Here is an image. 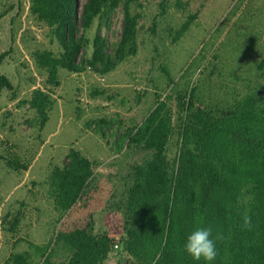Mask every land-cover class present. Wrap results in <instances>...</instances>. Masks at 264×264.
I'll list each match as a JSON object with an SVG mask.
<instances>
[{
    "label": "trees",
    "instance_id": "obj_1",
    "mask_svg": "<svg viewBox=\"0 0 264 264\" xmlns=\"http://www.w3.org/2000/svg\"><path fill=\"white\" fill-rule=\"evenodd\" d=\"M28 2L29 14L48 27L50 42L57 45L56 50L36 47L30 51L36 66L47 73L48 83L58 85L62 69L78 73L90 67L99 74H107L138 53L143 28L140 21L144 18L142 0H85L80 9L78 0ZM168 3L169 0L158 1V11L147 27L156 56L160 55V48L154 37L165 51L194 24L200 12H189L178 26L157 31L158 21L169 11ZM174 4L181 9L189 5L188 0H176ZM118 7L122 12L121 33L110 52L102 35L96 32L90 39L87 32L95 22L98 31L108 26ZM20 9L19 1L11 3L0 12V18L13 10L12 21ZM89 43L90 55L80 56ZM8 53L9 50L0 53V62ZM199 61L179 77H185ZM161 68L170 91L162 99L157 96L145 117L127 126L114 139L118 153L135 149L145 152L142 159L130 164L125 175L127 184L119 198L123 213L120 234L113 237L106 230L93 232L91 223L59 227L47 242L27 241V249L11 251L0 264H206L203 259H192L183 248L188 234L197 226H210L213 230L217 257L209 264H264V85L256 83L245 94L235 92V87L222 95L220 88L228 86L226 82H219L218 90H213L209 82V95L197 97L201 82L188 87L182 95L177 93L175 119L179 138L176 155L169 159L167 144L174 132L169 99L178 80L170 76L165 65L161 64ZM256 68L264 71V59ZM213 73L214 69L202 79L206 75L209 80ZM4 89L15 94L11 80L0 74V91ZM104 92V87L96 86L90 95ZM53 103L51 92L39 87L20 101L33 110L39 126L46 122ZM109 122L101 117L88 120V125L94 124L95 131L104 138L107 133L103 127ZM11 154L0 155L11 169L30 166L16 153ZM95 165V160L71 148L66 160L52 167L47 182L52 205L59 212L57 221L78 201L89 198L94 188ZM24 202L17 203L23 208ZM19 211L12 217L2 216L12 235L22 218ZM245 214L251 217L250 229L241 227ZM198 218H202V223H198ZM218 236L222 238L217 239ZM114 244L118 250L111 256ZM120 252L127 254L124 260Z\"/></svg>",
    "mask_w": 264,
    "mask_h": 264
},
{
    "label": "rangeland",
    "instance_id": "obj_2",
    "mask_svg": "<svg viewBox=\"0 0 264 264\" xmlns=\"http://www.w3.org/2000/svg\"><path fill=\"white\" fill-rule=\"evenodd\" d=\"M17 1L21 4L19 15L10 21L13 10H9L0 18V53L9 50L0 62V74L11 80L15 93L8 89L0 91V155L16 153L30 166L13 170L0 158V263L11 251L27 249V241L47 242L57 227L91 223L93 232L106 230L113 237L120 234L123 213L119 198L127 184L125 175L130 164L142 159L145 152L135 149L118 153L114 150V139L127 126L139 123L152 109L157 96L162 99L170 91L161 64L178 80L169 99L174 114V132L166 150L169 159L176 155L179 138L175 119L177 93L182 95L188 87L201 82L197 97L209 95V82L213 90H218L219 82H226L228 86L220 88L222 95L235 87V92L245 94L256 83L264 85V71L256 68L264 59V0H188L186 9L176 8V0H169V11L158 21L157 31L178 26L189 12L197 9L200 12L194 24L165 51L154 37L160 48L157 56L147 27L158 11L160 0H142L144 18L140 21L143 28L139 33L138 53L103 75L90 67L78 73L62 69L58 85L47 82V73L31 57L30 51L36 47L56 50L57 45L50 42L48 27L29 14L28 0H0V12ZM84 1L78 0L79 9ZM121 26L122 12L118 7L108 26L98 31L95 22L87 34L92 39L98 32L107 42V51L112 52ZM165 44L169 45L167 41ZM91 51L89 43L80 56H89ZM200 55L203 57L199 61ZM197 61L200 63L192 71L179 77ZM213 69L209 80L205 79L209 78L206 75L202 79ZM96 86L104 87L105 92L90 95ZM36 87L49 90L54 100L43 126H39L28 104H20ZM101 117L110 120L103 127L107 133L104 138L95 131L94 124L88 125V120ZM71 148L96 161L94 188L89 198L78 201L57 221L59 212L52 205L47 181L52 167L60 166ZM19 200L25 201L23 208L17 203ZM18 210L22 218L16 234L12 235L6 230L8 223H3L2 216L12 217ZM119 254L123 260L127 256L124 252Z\"/></svg>",
    "mask_w": 264,
    "mask_h": 264
},
{
    "label": "clouds",
    "instance_id": "obj_3",
    "mask_svg": "<svg viewBox=\"0 0 264 264\" xmlns=\"http://www.w3.org/2000/svg\"><path fill=\"white\" fill-rule=\"evenodd\" d=\"M243 223L241 227L243 229H250L252 226L251 217L247 214L243 216ZM198 223H202V218H198ZM212 228L197 226L194 230L188 234L185 243L184 251L196 261H203L206 264L213 261L217 257L216 241L212 238ZM222 237H217L221 239Z\"/></svg>",
    "mask_w": 264,
    "mask_h": 264
},
{
    "label": "built area",
    "instance_id": "obj_4",
    "mask_svg": "<svg viewBox=\"0 0 264 264\" xmlns=\"http://www.w3.org/2000/svg\"><path fill=\"white\" fill-rule=\"evenodd\" d=\"M113 248H114V249L117 248V244H114V245H113Z\"/></svg>",
    "mask_w": 264,
    "mask_h": 264
},
{
    "label": "crops",
    "instance_id": "obj_5",
    "mask_svg": "<svg viewBox=\"0 0 264 264\" xmlns=\"http://www.w3.org/2000/svg\"><path fill=\"white\" fill-rule=\"evenodd\" d=\"M57 228H58V227H57ZM57 228H56V229H57ZM115 250H116V249L113 248V251H115ZM113 251H112V252H113Z\"/></svg>",
    "mask_w": 264,
    "mask_h": 264
}]
</instances>
